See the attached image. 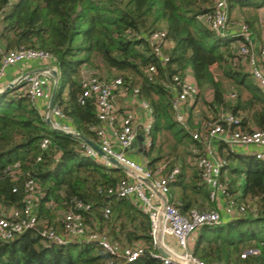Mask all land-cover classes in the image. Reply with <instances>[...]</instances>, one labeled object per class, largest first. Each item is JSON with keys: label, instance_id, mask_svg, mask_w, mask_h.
I'll list each match as a JSON object with an SVG mask.
<instances>
[{"label": "trees", "instance_id": "1", "mask_svg": "<svg viewBox=\"0 0 264 264\" xmlns=\"http://www.w3.org/2000/svg\"><path fill=\"white\" fill-rule=\"evenodd\" d=\"M12 1L0 0V48L41 50L52 56L59 76L55 103L72 128L96 144L95 104L90 100L80 105L81 82L91 76L106 81L121 78L122 87L145 101L152 112L145 168L152 173L160 168L162 177L179 169L168 198L180 214L212 208L200 172L187 161L196 157L190 146L199 148L189 131L194 126L190 123L186 129L173 119L174 78L190 74L198 88L196 99L203 88L210 90L205 103L211 118L230 113L241 119L244 131L264 129V95L247 71L240 44L201 19L213 11L215 0ZM258 6L244 18L247 28H253ZM154 31L165 32L166 61L153 58L149 37ZM1 57L0 53V62ZM150 66L155 68L152 81ZM24 88L21 82L0 93V205L21 207L27 195L25 183L31 179L39 194L36 211L42 226L60 231L61 211L81 202L90 206L83 216L92 229L122 246L153 249L148 215L131 198L107 193L116 189L124 171L107 168L85 155L79 139L53 130L44 120V107L32 102ZM45 137L50 143L42 149ZM225 155L227 172L221 181L237 204L245 206V213L195 232L191 253L205 264H264V159ZM187 168L192 169L188 178ZM105 209H109L106 217ZM249 247H257L259 254L241 258ZM107 258L94 243L46 244L36 231L0 240V264H104ZM127 264L162 262L146 255Z\"/></svg>", "mask_w": 264, "mask_h": 264}, {"label": "built area", "instance_id": "2", "mask_svg": "<svg viewBox=\"0 0 264 264\" xmlns=\"http://www.w3.org/2000/svg\"><path fill=\"white\" fill-rule=\"evenodd\" d=\"M230 0H215L213 11L201 17L209 27L226 37V31L231 23L229 16ZM3 11H0V18ZM164 31H154L150 34L149 41L154 59H162L166 61L168 57L162 55V48L166 46L164 43ZM233 37H231L232 39ZM238 44H240V54L248 60L247 67L252 79L255 81L262 94L264 95V38L257 50L245 44L248 41V28L242 23L237 32ZM243 42V43H242ZM25 58H35L40 60L50 59L52 56L41 50H9L2 53L0 62V78L3 75L4 68L14 64L16 61ZM149 80L152 81V73L155 71L154 66L148 68ZM50 76V72H48ZM176 82L175 95L171 100V111L173 119L176 123L184 128H188L186 123V110L191 106L197 98L198 88L195 83L187 78H174ZM25 83L24 93L32 101L36 102L43 96V82L38 74H30L25 76L22 81ZM82 95L80 105H85L88 101L95 104L98 124L93 127L96 134V145L107 155L114 157L117 161L128 166L134 173H139L143 177L152 180L154 185L166 197L167 204L163 214V243L166 249L175 257H163L156 249L153 241V249H144L141 245L122 246L111 241L104 233L92 229L84 222L83 212L90 209L88 204L81 202L76 203L73 207L66 208L61 211V230L57 231L53 226H42L37 211L36 202L39 194L34 190V182L29 179L25 183L26 196L24 204L21 207H6L0 205V240L12 241L27 231H36L41 240L46 244H56L65 246L70 243L91 242L100 247L108 258L104 264H127L133 263L142 256H150L158 259L162 264H205L195 258L188 247L190 237L205 226H219L223 224L222 212L217 208V202L220 198L224 200L223 212L230 217H238L244 215L245 206L238 205L237 200L230 195L226 187L221 181L223 169L227 166L226 158H219L211 161L206 154H196L194 164L201 174L203 183L208 189L209 201L212 208L197 211L191 210L187 215H182L178 209L170 202L168 198L169 185L174 182L179 169H173L168 175L162 177L160 168L152 173L145 167L128 158L124 150L128 149L134 142L136 132L133 125L134 115L129 111L118 112L115 107V95L119 87L122 86L121 78H112L108 81L99 80L96 77H85L82 82ZM134 92H137L136 90ZM231 97L234 94L230 95ZM152 117L151 109L145 101H140ZM54 117L65 119L58 105L54 102L51 112V128L62 129L66 132H77L68 124H61L54 120ZM119 119L120 124L116 127L115 123ZM102 123L109 126L118 141L121 148L115 151L112 148L109 138H107ZM152 119L143 127V133L148 139L150 145V127ZM205 137L210 138L219 135L221 140L231 147H255L251 151V155L257 159H264V129H255L247 132L241 129V119L230 113H219L216 118H209L204 122ZM195 140L200 139L199 133L190 132ZM50 143L48 137L42 139L40 147L46 149ZM85 155L100 162L107 168L115 167L102 156H99L89 145L82 141ZM134 173L125 171V177L119 182L116 189L108 190V195L115 198H131L140 203L141 209L148 215L152 227V236L159 213H161V201L156 194L142 181L138 180ZM15 192V189H13ZM109 214V209L104 210V216ZM173 237L176 241V248L168 245L166 238ZM259 254L257 247H249L241 254V258L254 256Z\"/></svg>", "mask_w": 264, "mask_h": 264}, {"label": "crops", "instance_id": "3", "mask_svg": "<svg viewBox=\"0 0 264 264\" xmlns=\"http://www.w3.org/2000/svg\"><path fill=\"white\" fill-rule=\"evenodd\" d=\"M253 0H234L235 6L232 8V5L229 1V16L231 23L229 24L227 31H226V37H234L237 36V32L239 31V27L242 23H244V19L239 17H232V11L238 10V9H249L252 8L253 6H256L252 2ZM247 17V16H246ZM257 19L254 20L253 28L250 29L248 28V41L247 45L250 47L254 48L255 51L257 52L263 38H264V4H261L257 8ZM234 42H237V39H234ZM0 48V53L2 54L3 51ZM45 69V70H40V69ZM50 68H55L53 64V60L46 59V60H40V59H35V58H25L19 61H16L14 64L9 65L4 68L3 75L0 78V89L4 88L8 83L14 81L17 79L19 76L29 72V71H34V74H38L40 78L42 79L43 82V96L38 99V103L40 106L44 107L42 109V112L46 110L47 103L54 85V79L52 75H48V72H50ZM56 69V68H55ZM247 71L248 67H247ZM51 74V73H50ZM250 74V73H249ZM251 76V75H250ZM186 78L192 82L193 78L190 74L186 76ZM252 79V77H251ZM253 80V79H252ZM255 83V81L253 80ZM257 85V84H256ZM209 96L207 98H211V92L208 89ZM207 95V94H206ZM202 96V95H201ZM199 96L196 101L187 108L185 116L188 118L189 114V122L187 124L188 129L190 123L193 124V129L189 130L190 132L193 133H199L200 134V139L195 140L199 143V148L195 146H190V151L192 154H206L207 157L211 161H216L219 158H225V154L228 153H234L238 154L240 156H246V155H251V151L255 150V147L249 146V147H241V146H236V147H231L224 143L219 135H216L214 137L206 138L205 137V130H204V122L205 118L209 116V118L213 117L212 114L210 113L208 106L202 99V97ZM115 107L116 111L118 114L120 112L124 111H129L134 115L133 119V125L134 129L136 132V137L137 136H143L144 138V144L146 146V151L148 152V139L143 133V127L151 121L152 117L149 115L148 111L142 107L140 100L137 99V97L131 93H129L125 88L122 86L118 88L116 91L115 95ZM219 114V113H218ZM217 114V115H218ZM54 120L57 122H60L61 124H68L72 128V124L69 119H60L58 117H54ZM120 124L119 119H117L115 126L117 127ZM102 126L104 128L105 134L107 138H109L112 148L115 151L121 150L118 141L116 140L112 129L109 126H106L102 123ZM135 137V140L133 144L123 152L125 155L142 165L143 167H146L147 164V156H145L142 152H140L139 149V143L137 141V138ZM187 161L191 164L194 162V160L190 157L187 158ZM193 161V162H192ZM189 164V165H190ZM195 165V164H194ZM124 171V170H123ZM192 169L187 168L185 169V175L186 178L189 177L191 174ZM125 172V171H124ZM227 172L226 169H223L222 175ZM243 183V179L241 180ZM205 185V184H204ZM207 189V187L205 186ZM208 190V189H207ZM131 199L140 206V203L135 199V197H131ZM224 200L220 198L217 202V208L222 212V221L223 223L225 221H228L232 217L225 215L223 212V203ZM196 236V233H194L188 242V247L191 250L194 238ZM168 245H170L172 248H176V241L173 237H167L166 238Z\"/></svg>", "mask_w": 264, "mask_h": 264}, {"label": "water", "instance_id": "4", "mask_svg": "<svg viewBox=\"0 0 264 264\" xmlns=\"http://www.w3.org/2000/svg\"><path fill=\"white\" fill-rule=\"evenodd\" d=\"M40 70H45V69H40ZM50 70L51 75L53 76L54 79V85L47 103V107H46V115L44 116V120L45 122L51 126V119H50V112L52 109V106L55 102V95H56V91H57V84H58V71L55 68H50L48 69ZM35 73L34 71H29L21 76H19L17 79H15L14 81L8 83L4 88L0 89V93L9 90L10 88H13L17 85H19L25 78V76L30 75ZM55 131L71 136V137H75L77 139H79L80 141H82L84 144L89 145L99 156H102L103 158H105L107 161H109L113 166L117 167V168H121L124 171H128L131 173H134L128 166H126L125 164L117 161L114 157L105 154L95 143H93L92 141H90L89 139H87L86 137H84L83 135H81L79 132H66L62 129H54ZM137 141L139 143V149L140 152H142L145 156H147V151H146V146L144 144V138L143 136H137ZM134 176L142 181L143 183H145L155 194L156 196L160 199L161 201V213H159L158 215V219H157V224L155 227V231H154V235H153V241L154 244L156 246V249L158 251V253L160 255H162L163 257H171L173 259H175V257H173V255L166 249V247L164 246L163 243V214L162 212L165 210V206L167 204V199L166 197L159 191V189L154 185V183L152 182V180L143 177L141 174L139 173H134ZM176 260V259H175Z\"/></svg>", "mask_w": 264, "mask_h": 264}, {"label": "rangeland", "instance_id": "5", "mask_svg": "<svg viewBox=\"0 0 264 264\" xmlns=\"http://www.w3.org/2000/svg\"><path fill=\"white\" fill-rule=\"evenodd\" d=\"M262 1L263 0H253L252 2L254 3V4H258V5H261L262 4ZM18 2V0H13L12 1V4H16ZM230 3H231V5H232V8H234V6H235V3H234V0H230ZM250 9V8H249ZM249 9H238V10H234V11H232V17L234 16V17H239L240 18V16H241V18H246V16L247 17H249L250 15L248 14V11H251V10H249ZM227 39H231L230 37H226ZM225 38V39H226ZM213 70V72L214 71H216V68H213L212 69ZM84 76V75H83ZM82 76V77H83ZM253 81V80H252ZM232 88H228V90L230 91ZM208 89L207 88H203L200 92H201V94H202V99L204 100V102H206V101H209L210 100V98H207L208 96H209V92L207 91ZM207 94V95H206ZM43 114H44V116L46 115V111H44L43 112ZM207 119H209V116L208 117H206L205 118V120H207ZM197 133V132H196ZM125 173V172H124ZM60 217H61V214H60ZM104 233V232H103Z\"/></svg>", "mask_w": 264, "mask_h": 264}]
</instances>
